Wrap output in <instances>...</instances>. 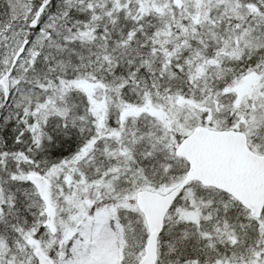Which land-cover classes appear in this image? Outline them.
I'll return each instance as SVG.
<instances>
[{
	"label": "snow or ice",
	"instance_id": "6c2138e0",
	"mask_svg": "<svg viewBox=\"0 0 264 264\" xmlns=\"http://www.w3.org/2000/svg\"><path fill=\"white\" fill-rule=\"evenodd\" d=\"M0 264H264V0H0Z\"/></svg>",
	"mask_w": 264,
	"mask_h": 264
}]
</instances>
